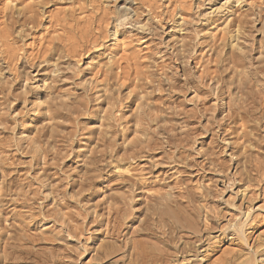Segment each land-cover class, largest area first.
<instances>
[{
    "label": "rangeland",
    "instance_id": "rangeland-1",
    "mask_svg": "<svg viewBox=\"0 0 264 264\" xmlns=\"http://www.w3.org/2000/svg\"><path fill=\"white\" fill-rule=\"evenodd\" d=\"M230 53L261 82L237 123L211 92ZM263 70L264 0H0V264H262Z\"/></svg>",
    "mask_w": 264,
    "mask_h": 264
},
{
    "label": "bare ground",
    "instance_id": "bare-ground-1",
    "mask_svg": "<svg viewBox=\"0 0 264 264\" xmlns=\"http://www.w3.org/2000/svg\"><path fill=\"white\" fill-rule=\"evenodd\" d=\"M12 5V4H11ZM224 5V4H223ZM223 7V6H222ZM219 9V8H218ZM218 9H216V10H218ZM221 9V8H220ZM226 9V8H225ZM119 20V19H118ZM238 23V22H237ZM242 23V22H241ZM227 26V25H226ZM238 27V28H237ZM236 28H237V30L231 35V37H230V40H231V43H230V46H231V48L234 50H239L241 53L243 52V48L238 44L239 43V33H240V31H241V27H240V25H238V26H236ZM244 29V28H243ZM116 30V29H115ZM117 34V33H116ZM249 39V38H248ZM237 42V43H236ZM260 44V43H259ZM241 53H230L227 57H226V59L225 58H223L224 59V61H228L229 60V65H231V64H233L234 66H235V68L236 69H241V71H243V70H247L246 68H247V66H246V64H245V59H246V57H245V55L243 56V55H241ZM244 53V52H243ZM261 70H262V68H260ZM257 70H258V68H257ZM239 71V70H238ZM264 71V70H263ZM240 72V71H239ZM238 72V73H239ZM243 72H244V76L246 75L247 77H246V82L244 81V79H243ZM243 72H241L240 73V75L239 76H236V75H227V76H225L226 77V80H225V82H224V80H222L223 81V83H225L224 85H225V87H223L222 86V82H221V80L218 78V81L215 83V85H214V88H212L211 87V92L214 94V96H213V94H211L213 97H214V99L213 100H215V101H219L220 102V105H218V106H216V108L217 107H219V108H221V110L219 111L220 112V115H224L226 112H227V115H224V117L222 116V118L223 119H228V120H231V121H236L235 123H237V122H240V121H243L244 119H246L247 120V112H248V110H245V106L246 105H248V104H246L247 103V101H244L245 99H244V97L246 98V93H245V91H243V90H245L248 86H247V84H249V83H252L254 80H255V82H257V83H261L260 81H259V79H257L255 76H253V74L252 73H246L245 71H243ZM254 72V71H253ZM262 74V73H261ZM258 75V74H257ZM222 77V76H221ZM224 78V77H223ZM225 79V78H224ZM253 80V81H252ZM252 81V82H251ZM248 82V83H247ZM222 83V84H221ZM217 85L219 86V85H221V87H217ZM209 88V87H208ZM249 88H250V86H249ZM247 90V89H246ZM196 91V97H197V99L198 98H200L199 97V94L198 93H201V92H199L198 90H195ZM226 91H228V93H231L233 96H231V97H234L233 98V100H231V102L230 103H227V102H225L226 101V99H225V92ZM230 91V92H229ZM248 91V90H247ZM249 93V92H248ZM39 94V93H38ZM241 94V96H239ZM208 95V94H207ZM248 95V94H247ZM42 98V97H41ZM41 98H37L38 100H40ZM46 98H47V96H46ZM142 98V97H141ZM248 99V98H247ZM43 103H46L45 102V99H44V102ZM42 103V104H43ZM41 104V103H40ZM205 104V103H204ZM218 108V109H219ZM246 108H247V106H246ZM50 109V108H49ZM49 109H44V110H46L47 111V113L49 112L48 110ZM214 109H215V107H214ZM53 110V109H52ZM208 110V109H207ZM209 111V110H208ZM50 112H52V111H50ZM49 112V113H50ZM43 113V112H42ZM54 113V112H53ZM52 113V114H53ZM51 115V114H50ZM57 115V113H54V115L52 116V117H55ZM250 116V115H249ZM50 117V116H49ZM59 117V116H58ZM142 117V116H141ZM44 118V117H43ZM48 118V117H47ZM252 118V117H251ZM54 119H56V118H54ZM47 120V119H46ZM140 121V120H139ZM219 121H223L222 119H220ZM234 123V124H235ZM240 124V123H239ZM102 125H100V127H101ZM222 126V125H221ZM253 131H255V130H253L252 129V131H250V133H248L249 135L250 134H252V135H254L252 132ZM248 135V136H249ZM246 136H247V134H246ZM250 137H252V136H250ZM250 137H248V139H246V141L244 142V143H248L249 144V146L248 147H255L254 146V139H252V138H250ZM255 137V136H254ZM240 138V137H239ZM238 138V139H239ZM242 138V137H241ZM229 142V141H228ZM254 143V144H253ZM241 144V143H240ZM209 147V146H208ZM232 147V146H231ZM202 148V147H201ZM238 148V147H237ZM242 148V147H241ZM215 150V149H214ZM247 151V150H246ZM244 151L243 150H241V152H239V153H236V154H232L231 155V159H230V161H233L234 159H235V163H236V165H237V170L239 171V174H237V172H236V174L237 175H240V181L239 180H237L236 179V177H235V179H233V176L229 179V181H228V184H229V186H230V184H231V186L230 187H234V185H236V183H240V184H242V188H244V190L242 191V193L244 194L245 193V195H246V191L248 190V188L250 187V183H251V181H252V178H251V175H250V173H251V171H249L248 170V168H249V165H251V161L253 160V158H254V155H256L254 152H252V153H247V152H245V153H243ZM207 153V152H206ZM206 153H204L203 155H206ZM211 152L209 151V154H210ZM220 153H221V151H220ZM199 154V153H198ZM213 155V154H212ZM209 156V155H208ZM211 156V155H210ZM257 156V155H256ZM206 157V156H205ZM213 158V157H212ZM204 159V158H203ZM208 159V158H207ZM210 161H211V158H210ZM209 162V161H208ZM224 162V161H223ZM254 162V161H253ZM216 163V162H215ZM219 163V162H218ZM225 164H227V163H225ZM217 165V164H216ZM235 165V164H234ZM213 166H215V165H213ZM220 165H218V167H219ZM252 166V165H251ZM251 168V170L253 169L252 167H250ZM213 169V168H212ZM222 169V168H221ZM231 169V168H230ZM258 169H259V167H258ZM216 170V169H215ZM218 170V169H217ZM227 170V169H226ZM259 171V170H258ZM213 172V171H212ZM211 172V173H212ZM224 173H225V171H223ZM228 175H230L229 173H227ZM226 174V175H227ZM225 175V177H227ZM223 177H224V175H223ZM238 178V177H237ZM226 179H228V178H226ZM227 185V184H226ZM228 186V187H229ZM205 187V186H204ZM199 188V187H198ZM202 188V187H201ZM227 188V187H226ZM203 190V189H202ZM205 190H206V188H205ZM242 190V189H241ZM211 192V191H210ZM241 192V191H240ZM190 194V193H189ZM203 194H204V191H203ZM238 194V193H237ZM181 196V195H180ZM194 196V195H193ZM205 196V195H204ZM203 196V197H204ZM192 197V195L191 196H187L186 198V201H188V203L187 204H192L193 202H194V200H193V198H191ZM207 199V198H206ZM245 199V198H244ZM201 200H203V199H201ZM250 200V199H249ZM245 201V200H244ZM254 201V200H253ZM195 202H196V200H195ZM194 202V203H195ZM250 202L251 201H246V204H250ZM209 203V202H208ZM244 203V202H243ZM243 203H241V206H239V208L238 207H236V206H234V208H237V209H240L242 212H243V215H244V217L246 218L245 219V221H240V220H238V221H240L239 223H235V224H233L234 223V220H231V221H229V228H234L233 230H235L234 231V233L236 232V234L238 235V237L241 239V241H245V239H246V236H245V228H244V226H245V223H247V221H248V219L250 218V215H251V208H250V206H248L247 205V210H244L243 209V207H242V205H243ZM204 205V204H203ZM253 205V204H252ZM191 206V205H190ZM210 206V205H209ZM195 207V206H194ZM200 207V206H199ZM175 210V209H174ZM185 210V209H184ZM213 210V209H212ZM181 211H183V209L181 208V206H180V209L179 210H177V212H174V211H169L168 212V215H169V218H171L173 221H175V222H178V223H180V220L182 221V222H184V224L185 225H187L188 227H189V230H191V232H196L197 230H198V226H197V221L194 223V220H192V219H190L189 217L190 216H188V217H185V215L184 216H181L182 215V213H181ZM195 211H197V210H195ZM186 212V211H185ZM190 212V211H189ZM184 213V212H183ZM181 214V215H180ZM189 214V213H188ZM192 215V214H191ZM187 216V215H186ZM218 216V215H217ZM192 217V216H191ZM194 217V216H193ZM224 217V216H223ZM238 217V216H237ZM171 219H169V220H171ZM227 220V219H226ZM236 220V219H235ZM243 220V219H242ZM174 222V223H175ZM177 223V224H178ZM176 224V223H175ZM167 228V227H166ZM183 230V229H182ZM166 232V231H165ZM173 232V231H172ZM198 232V231H197ZM196 235V234H195ZM248 241V240H247ZM134 242V241H133ZM140 243V242H139ZM142 244V243H141ZM140 244V245H141ZM133 245V244H132ZM138 243L137 244H134L133 245V249H135L136 248V250H138V246H140ZM114 247V246H113ZM105 248V247H104ZM109 248V247H108ZM108 248H105V250H106V253H107V251H108ZM113 249V248H112ZM118 249V248H117ZM140 249H142V246H140ZM104 250V251H105ZM115 250V249H114ZM103 251V250H102ZM110 251H111V248H110ZM119 251V249L117 250V252ZM116 252V251H115ZM140 252H142V251H140ZM231 252V251H230ZM232 252H234V251H232ZM114 253V252H113ZM139 253V252H138ZM146 253V252H145ZM101 255V254H100ZM246 256V255H245ZM244 256V257H245ZM141 257V256H140ZM240 257V256H239ZM97 258V257H96ZM144 258V257H143ZM105 259V258H104ZM259 262V261H258ZM257 262V260H256V258L254 257V256H251V254H248L245 258H243L238 264H259ZM99 263V262H98ZM261 263L262 264H264V262L263 261H261Z\"/></svg>",
    "mask_w": 264,
    "mask_h": 264
}]
</instances>
